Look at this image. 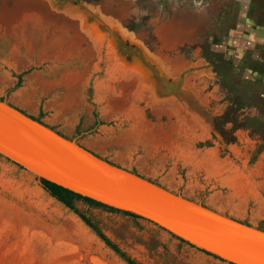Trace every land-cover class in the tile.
<instances>
[{
    "label": "rangeland",
    "instance_id": "obj_1",
    "mask_svg": "<svg viewBox=\"0 0 264 264\" xmlns=\"http://www.w3.org/2000/svg\"><path fill=\"white\" fill-rule=\"evenodd\" d=\"M0 97L264 227V0H0ZM74 204L139 264H229L142 218ZM0 264L127 263L0 154Z\"/></svg>",
    "mask_w": 264,
    "mask_h": 264
},
{
    "label": "water",
    "instance_id": "obj_2",
    "mask_svg": "<svg viewBox=\"0 0 264 264\" xmlns=\"http://www.w3.org/2000/svg\"><path fill=\"white\" fill-rule=\"evenodd\" d=\"M31 116L0 100V154L28 174L133 213L225 262L264 264L263 229L105 160Z\"/></svg>",
    "mask_w": 264,
    "mask_h": 264
},
{
    "label": "trees",
    "instance_id": "obj_3",
    "mask_svg": "<svg viewBox=\"0 0 264 264\" xmlns=\"http://www.w3.org/2000/svg\"><path fill=\"white\" fill-rule=\"evenodd\" d=\"M20 82V77H18L17 79V83L16 85H18ZM4 98L0 97V100H3ZM23 111V110H22ZM24 112V111H23ZM32 118H34L33 116H31ZM34 119L38 120L39 122H42L40 120L39 117H35ZM52 129H55L54 127L51 126ZM56 130V129H55ZM58 133H60L59 131H57ZM62 134V133H61ZM63 135V134H62ZM64 136V135H63ZM105 160H107L104 157ZM17 165V164H16ZM21 167V166H19ZM132 172L136 173L137 171H135L134 169H132ZM40 184L42 185L43 189L47 192V194L51 197H53L56 201H58L59 203H61L64 207H66L67 209L71 210L73 213H75L78 218L87 226L89 227L94 234L103 241V243L109 247L114 253H116L121 259H123L127 264H139L138 262L134 261L132 258H130L125 252L121 251L114 243H112L104 234L103 232L100 230V228L98 227V225L96 224L95 221H93L84 211L78 209L75 206V201L79 200L85 204H87L88 206H92V207H99L108 211H113V212H121L123 214L129 215L131 217L134 218H140L139 216L127 212V211H122L119 210L117 208L108 206L106 204H103L101 202H98L94 199L88 198L86 196H82L76 192H73L67 188H64L62 186H59L57 184L51 183L45 179H39ZM156 182V181H154ZM201 202V201H200ZM202 203V202H201ZM245 224H248L246 221H241ZM257 228L263 229L264 227L262 225H257ZM172 235V234H170ZM173 236V235H172ZM175 238H177L179 241L181 242H185L184 240L174 236ZM187 243V242H185ZM188 244V243H187ZM190 246H192L191 244H188ZM194 247V246H193ZM200 251H202L205 254L211 255L214 258H217L216 256L209 254L208 252H205L199 248H196ZM219 260H221L220 258H217ZM229 263V262H228ZM231 264V263H229Z\"/></svg>",
    "mask_w": 264,
    "mask_h": 264
},
{
    "label": "built area",
    "instance_id": "obj_4",
    "mask_svg": "<svg viewBox=\"0 0 264 264\" xmlns=\"http://www.w3.org/2000/svg\"><path fill=\"white\" fill-rule=\"evenodd\" d=\"M201 2H202V0H194V3H195L196 5H201Z\"/></svg>",
    "mask_w": 264,
    "mask_h": 264
},
{
    "label": "crops",
    "instance_id": "obj_5",
    "mask_svg": "<svg viewBox=\"0 0 264 264\" xmlns=\"http://www.w3.org/2000/svg\"><path fill=\"white\" fill-rule=\"evenodd\" d=\"M89 148V147H88Z\"/></svg>",
    "mask_w": 264,
    "mask_h": 264
}]
</instances>
